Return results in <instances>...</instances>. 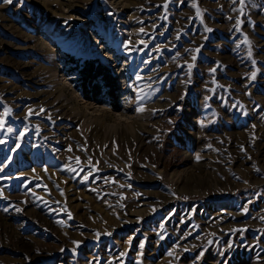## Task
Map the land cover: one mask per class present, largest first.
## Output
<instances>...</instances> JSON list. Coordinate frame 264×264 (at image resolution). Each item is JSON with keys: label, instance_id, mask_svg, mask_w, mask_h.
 Here are the masks:
<instances>
[{"label": "rangeland", "instance_id": "obj_1", "mask_svg": "<svg viewBox=\"0 0 264 264\" xmlns=\"http://www.w3.org/2000/svg\"><path fill=\"white\" fill-rule=\"evenodd\" d=\"M0 141V264H264V0H0Z\"/></svg>", "mask_w": 264, "mask_h": 264}, {"label": "trees", "instance_id": "obj_2", "mask_svg": "<svg viewBox=\"0 0 264 264\" xmlns=\"http://www.w3.org/2000/svg\"><path fill=\"white\" fill-rule=\"evenodd\" d=\"M83 79V93H86L88 99L100 102L103 99V87L106 89L107 98L115 99L118 88L116 86V77L110 70L106 69L98 60L89 59L79 67ZM102 78V79H101ZM99 80V83L97 82ZM91 95V96H87ZM112 106L119 109L117 103Z\"/></svg>", "mask_w": 264, "mask_h": 264}, {"label": "snow or ice", "instance_id": "obj_3", "mask_svg": "<svg viewBox=\"0 0 264 264\" xmlns=\"http://www.w3.org/2000/svg\"><path fill=\"white\" fill-rule=\"evenodd\" d=\"M5 3H11L12 0H4ZM207 31H211V29H206ZM253 78H254V74H253ZM0 143H2V141H0ZM19 210V209H17Z\"/></svg>", "mask_w": 264, "mask_h": 264}]
</instances>
